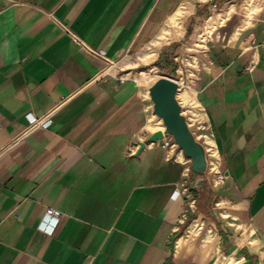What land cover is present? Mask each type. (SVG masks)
Returning <instances> with one entry per match:
<instances>
[{"label": "crops", "instance_id": "1", "mask_svg": "<svg viewBox=\"0 0 264 264\" xmlns=\"http://www.w3.org/2000/svg\"><path fill=\"white\" fill-rule=\"evenodd\" d=\"M197 31L177 69L196 70L190 128L219 152L202 173L179 145L135 154L164 125L158 78L131 75L139 50ZM0 264H264V0H0Z\"/></svg>", "mask_w": 264, "mask_h": 264}, {"label": "water", "instance_id": "2", "mask_svg": "<svg viewBox=\"0 0 264 264\" xmlns=\"http://www.w3.org/2000/svg\"><path fill=\"white\" fill-rule=\"evenodd\" d=\"M179 83L169 75H161L149 88L154 113L161 117L163 129H156L143 141H139L136 155L147 143L161 140L165 134H171L183 152L192 160V169L202 173L207 165L204 145L197 140L189 127L187 118L178 100Z\"/></svg>", "mask_w": 264, "mask_h": 264}, {"label": "rangeland", "instance_id": "3", "mask_svg": "<svg viewBox=\"0 0 264 264\" xmlns=\"http://www.w3.org/2000/svg\"><path fill=\"white\" fill-rule=\"evenodd\" d=\"M187 36L188 35H185V39L175 40L171 44L161 46L159 55L156 51L158 47L154 46L153 44L145 46L143 49L139 50V52L133 56L134 59H131L133 62L138 61L139 63L134 68L135 72H133L131 75H134L138 78H143L148 84L159 78L160 75L166 74L172 76L173 78L178 76L177 79H179L182 84L179 90V94L181 96V99L185 103L184 108L186 114L191 118V120L195 119V122L199 117V114L195 110L194 106L189 102L190 94L187 90V84L188 78L190 77V75L194 76L196 70L177 68L179 64L183 62L184 56H186L187 54L193 56L189 57L192 60L194 59V56L199 54V50L201 49V47H204L203 44H205L206 36L205 34L200 35V32L198 31L196 34L189 35L188 37ZM183 42H186L185 44L192 48L183 49V46L181 45V43ZM125 71H123V73ZM170 72H173V74H171ZM159 118L160 117L155 114L152 117L150 123L154 126Z\"/></svg>", "mask_w": 264, "mask_h": 264}, {"label": "built area", "instance_id": "4", "mask_svg": "<svg viewBox=\"0 0 264 264\" xmlns=\"http://www.w3.org/2000/svg\"><path fill=\"white\" fill-rule=\"evenodd\" d=\"M62 25H63L64 29L70 34L73 41L77 42L78 44H80L81 46L86 48L88 51L94 52V49L92 47H90L87 44V42L81 36H79L77 33L72 31L68 26H66L64 24H62ZM176 80L178 81L179 86H180L181 81L177 78H176ZM185 116L187 118L189 127H191L194 120H191V118L187 114H185ZM28 117H29V121H30L29 129H33L34 127L49 126L53 120L52 119V113H48L44 117H35L33 114L30 113V114H28ZM163 130H165V128ZM193 133H194V131H193ZM194 135L197 138V140L202 141L201 143L205 147L206 156L209 157V159L218 161L220 159L218 148L213 142H211V140L207 139L206 134L200 135V133H199L197 135L196 133H194ZM157 142H159L162 147H170L171 148V147L178 146L174 137L171 134H165V136ZM129 152L130 153L135 152V146H130ZM224 177L225 176H224L223 172L218 171L216 183L221 184L224 181ZM184 192L188 196L193 195V193L190 192L187 187L184 188ZM194 202H195V199L192 198L190 200V206L191 207H193ZM62 215H63V213L60 209L48 206L46 208V211H45L40 223H39V228L45 232L52 233L54 231V229L56 228V226L58 225L59 220L62 217ZM186 218H187V209H185V211L182 214V220L185 221ZM203 222H204L203 220H197L196 224H195V226H196L195 228L200 229L203 225Z\"/></svg>", "mask_w": 264, "mask_h": 264}, {"label": "bare ground", "instance_id": "5", "mask_svg": "<svg viewBox=\"0 0 264 264\" xmlns=\"http://www.w3.org/2000/svg\"><path fill=\"white\" fill-rule=\"evenodd\" d=\"M161 118V117H160ZM162 119V118H161ZM162 122H163V120H162ZM163 125H164V123H163ZM159 129H161V128H159ZM196 224V222L194 223V225Z\"/></svg>", "mask_w": 264, "mask_h": 264}, {"label": "trees", "instance_id": "6", "mask_svg": "<svg viewBox=\"0 0 264 264\" xmlns=\"http://www.w3.org/2000/svg\"><path fill=\"white\" fill-rule=\"evenodd\" d=\"M171 74H173V72H170Z\"/></svg>", "mask_w": 264, "mask_h": 264}]
</instances>
